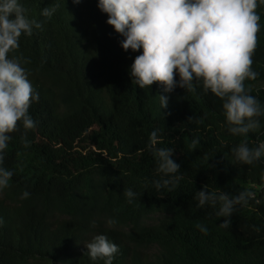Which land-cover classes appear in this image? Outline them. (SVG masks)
I'll list each match as a JSON object with an SVG mask.
<instances>
[{"label":"trees","instance_id":"obj_1","mask_svg":"<svg viewBox=\"0 0 264 264\" xmlns=\"http://www.w3.org/2000/svg\"><path fill=\"white\" fill-rule=\"evenodd\" d=\"M19 2L42 27L22 34L9 58L26 61L39 101L29 109L37 126L26 131L18 122L5 149L3 166L13 176L0 191V264H103L85 253L96 234L119 246L113 264H264V158L234 164L230 151L264 142V116L260 129L232 135L223 100L204 92L202 81L194 91L164 93L159 82L139 88L129 68L142 49L121 47L123 37L106 23L98 0ZM44 7L55 8L50 19L41 15ZM255 11L260 28L251 68L259 75L244 84L264 105V4ZM161 94L169 98L165 109ZM154 129L156 147L173 148L181 165L183 178L171 191L152 183L160 178L147 148ZM193 138L199 143L191 150ZM203 187L254 197L223 228L218 206H198ZM127 188L137 193L131 204Z\"/></svg>","mask_w":264,"mask_h":264},{"label":"clouds","instance_id":"obj_2","mask_svg":"<svg viewBox=\"0 0 264 264\" xmlns=\"http://www.w3.org/2000/svg\"><path fill=\"white\" fill-rule=\"evenodd\" d=\"M80 2L73 0L74 4ZM258 4H264V0H98L97 7L107 14L106 23L123 37L120 45L125 51L142 49L129 68L130 77L139 88L159 82L164 93H171L176 87L194 91V82L202 81L204 92L210 90L223 100L227 131L247 135L260 129L259 118L264 116V105L249 94L250 89L244 84L246 78L255 80L259 75L251 68L260 28V15L255 11ZM25 12L19 0H0V191L8 187L13 176L3 166L5 149L13 139L10 134L17 131L18 122L26 131L37 126L29 109L39 101V93L22 66L26 61L22 57L9 58L10 51L20 47L22 34L31 36L34 29L42 27V22L30 20ZM54 12L55 8L44 7L41 15L50 19ZM159 102L161 109L167 108L168 96L159 95ZM158 132H151L147 145L156 158L155 170L160 177L152 183L157 190L171 191L183 178L178 175L181 165L173 159V148L156 147ZM21 142L27 147L26 133ZM198 143V138H193L190 149H196ZM230 151L232 163L252 165L264 158V142L254 147L243 142ZM260 179L264 182V173ZM124 195L131 204L137 193L127 188ZM29 196L24 191L21 198ZM253 197L249 190L231 194L203 187L196 193L199 207L218 206L216 215L225 218L220 223L223 228L230 227L237 207ZM115 223L114 219L107 220L110 226ZM195 227L205 235L209 231L201 223ZM85 247L93 262L99 259L103 264H113L119 252V246L105 234L94 235Z\"/></svg>","mask_w":264,"mask_h":264}]
</instances>
